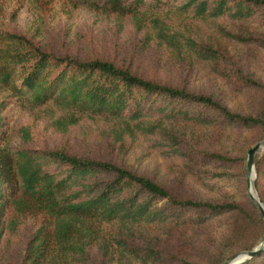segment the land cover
<instances>
[{
    "label": "trees",
    "instance_id": "trees-1",
    "mask_svg": "<svg viewBox=\"0 0 264 264\" xmlns=\"http://www.w3.org/2000/svg\"><path fill=\"white\" fill-rule=\"evenodd\" d=\"M79 2L94 11L129 17L138 26L150 19L146 42L152 39L172 52L221 66L231 83L254 91L258 107L240 113L212 95L144 78L108 60L58 55L21 36H0V242L30 216L37 224L20 264H90L94 251L105 264H199L172 247L170 236L229 214L226 235L211 264L252 249L264 233L262 215L245 194L243 177L237 180L228 169L216 170L234 166L235 157L193 148L177 137L175 124L191 133L228 124L257 129L264 138V81L240 70L231 51L251 45L264 51V0ZM172 12L240 26L220 30L230 44L202 40L160 18ZM11 98H26L40 107L42 117L57 132L104 120L115 140L140 135L158 154L180 161L204 187L229 182L240 189L239 198L180 195L110 160L60 148L12 149L5 110ZM255 169L264 205V153L256 156ZM240 264H264V249Z\"/></svg>",
    "mask_w": 264,
    "mask_h": 264
},
{
    "label": "rangeland",
    "instance_id": "rangeland-1",
    "mask_svg": "<svg viewBox=\"0 0 264 264\" xmlns=\"http://www.w3.org/2000/svg\"><path fill=\"white\" fill-rule=\"evenodd\" d=\"M160 18L179 31H186L202 40L225 44L230 42L220 30L235 31L240 26L223 19H197L173 12L163 13ZM148 26L150 29V19L143 20V25L138 26L129 17L91 10L80 4L79 0H0L1 37L14 34L54 54L83 60H108L144 78L193 93L212 95L240 113L249 114L258 107L254 91L231 83L222 74L221 66L188 54L172 52L152 39L146 42ZM188 27L190 30L185 29ZM254 35H260L259 31ZM252 48L253 45L238 46L231 51L237 57L240 70L254 79L264 81V51ZM11 102L5 110L8 111L7 142L12 149L60 148L81 157L110 160L148 176L180 195L210 200L233 196L239 198L240 189L229 182H222L214 189L204 187L195 176L185 171L180 161L158 154L148 147L140 135L115 140L107 121L97 120L91 127L62 133L55 131L42 117V109L26 98H11ZM175 132L178 138L188 140L187 143L197 150L220 151L235 157L234 166H217L216 170L228 169L235 179L241 180L243 177L245 181L247 150L256 142L264 140L257 129L228 124L193 133L175 124ZM262 153L264 150L257 152L255 158ZM254 180L255 193L261 201L257 192L256 169ZM244 184L245 194L254 204L246 182ZM229 221L230 215L224 214L204 224L181 228L170 236L169 243L186 259L199 264H211L218 245L226 235ZM36 224V219L29 216L22 221L16 233L3 237L0 242V264H20ZM90 264L105 263L101 261L99 253L94 251Z\"/></svg>",
    "mask_w": 264,
    "mask_h": 264
},
{
    "label": "water",
    "instance_id": "water-1",
    "mask_svg": "<svg viewBox=\"0 0 264 264\" xmlns=\"http://www.w3.org/2000/svg\"><path fill=\"white\" fill-rule=\"evenodd\" d=\"M261 150H264V140L256 142L247 150V157L245 162V179H246V186L249 197L258 208L264 220V205L262 204V202L257 197V194L255 193L256 182L254 180L255 178L254 158H255V154ZM251 176H253L252 188L254 190L255 196L250 192ZM263 249H264V233L259 244L256 247L250 250L239 251L236 254L227 258L226 260L222 261L221 264H240L250 258L259 255Z\"/></svg>",
    "mask_w": 264,
    "mask_h": 264
},
{
    "label": "bare ground",
    "instance_id": "bare-ground-1",
    "mask_svg": "<svg viewBox=\"0 0 264 264\" xmlns=\"http://www.w3.org/2000/svg\"><path fill=\"white\" fill-rule=\"evenodd\" d=\"M252 180H253V176H251L250 192L255 196L254 190H253V188H252Z\"/></svg>",
    "mask_w": 264,
    "mask_h": 264
}]
</instances>
